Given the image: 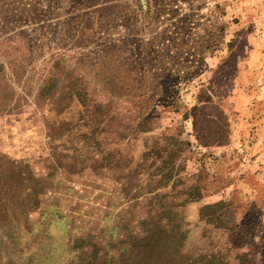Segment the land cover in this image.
Returning <instances> with one entry per match:
<instances>
[{
    "label": "rangeland",
    "instance_id": "obj_1",
    "mask_svg": "<svg viewBox=\"0 0 264 264\" xmlns=\"http://www.w3.org/2000/svg\"><path fill=\"white\" fill-rule=\"evenodd\" d=\"M0 264H264V0H0Z\"/></svg>",
    "mask_w": 264,
    "mask_h": 264
},
{
    "label": "trees",
    "instance_id": "obj_2",
    "mask_svg": "<svg viewBox=\"0 0 264 264\" xmlns=\"http://www.w3.org/2000/svg\"><path fill=\"white\" fill-rule=\"evenodd\" d=\"M168 6V4H167ZM166 11V10H165ZM176 13V12H174ZM189 15H183L178 13V15H176V17H174L175 19L180 20L182 23H193L191 18ZM180 31L178 32V35L176 38H174L173 42H174V51H171L173 53L172 56H170L168 54V52L165 51V54L167 55L166 58L171 59V62L173 64V66L175 67V69H173L172 71H175L176 74H171L170 70L167 73L165 72H161L160 74H154L153 79H150V81L152 80L153 83H161L160 86L163 87V85H169L170 79H172V82L170 84V89L168 91H162V90H158L155 94L156 96L159 94V92L161 91L162 94V98L165 99H169V104L173 105L174 103H176L177 101V95L175 94V96L172 97V95L174 93H176V88L177 86L181 83V81H183L184 79L188 78L189 76V71H184L182 70L183 67V62H184V58L183 54L186 53L187 57L193 58L191 62L192 63H196V61L198 62V60H201L205 54V52L207 50H212L216 47V41H214V34L209 35V37L211 36V39L208 37H191L190 41H188L187 43L185 42V32H184V28H180ZM160 37L162 38V34H160ZM189 45L188 51L183 52L182 50L184 49L183 47L186 45ZM161 58L163 56H160ZM188 59V58H187ZM165 68V67H163ZM187 68H191V67H187ZM165 74V76H164ZM164 76V77H163ZM179 87V86H178ZM171 94V95H169ZM148 103L152 102L151 98L147 99Z\"/></svg>",
    "mask_w": 264,
    "mask_h": 264
}]
</instances>
